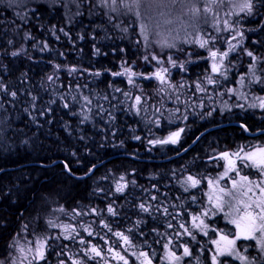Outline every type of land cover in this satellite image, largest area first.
<instances>
[{"label":"trees","instance_id":"obj_1","mask_svg":"<svg viewBox=\"0 0 264 264\" xmlns=\"http://www.w3.org/2000/svg\"><path fill=\"white\" fill-rule=\"evenodd\" d=\"M99 2L100 0L94 1L89 5L75 0H47L46 4L44 0H36V3L29 2L19 9L14 1L0 0V9L9 11L15 8L18 15L10 13L4 24L1 23L0 14V99H3L0 104V127L3 129L0 144L4 142L9 152L13 147L16 148L12 156L18 153L31 154L38 164L47 165V169L37 167L35 171L28 166L19 173H3V177L9 181L4 183L5 186L9 185V190L4 191V199L10 205L0 212V245L6 250L3 260L8 258L10 249L11 243L7 241L12 242L26 226L30 227L29 240L16 251V261L11 263L14 258L10 257L8 264H28L31 257L33 261L36 252L32 255V243L44 238L49 229H56V226L55 229L48 228L51 225L42 222L45 217L42 211L47 202L41 208L25 210L30 206L33 195L36 196L37 206L41 205L38 202L40 196L50 199L69 194L73 195V205L76 203L78 206L79 199L85 202L96 199L95 202L104 204L110 199L106 190L112 188L118 193L115 199L119 198L110 206L115 214L108 211L107 215L104 214L106 216L102 224L90 226L83 225L81 221L72 223V215H68L67 209L64 217L68 226L67 235L71 239H65V234L51 243V238H47L50 244L44 248L45 259H37V264H73L76 260L83 261L84 264H101L105 260L107 264H123L122 261L113 259V254L103 245V237L110 240L115 252L124 255L129 264H140V259L143 258L137 259V256L141 251L148 252L152 264H169V251H174L181 257L176 264H213V256H218L217 264H242L236 255L220 256L217 252V245L213 241L220 239L221 235L236 239L238 231L234 224L225 222L222 210L216 208V211L214 205L208 202L210 196L217 192L206 195L214 187L229 191L231 184L225 176L219 180L213 173H207L210 166H206L204 158L209 153L204 151L203 139L198 144V149L193 146L189 151L185 150L207 129L209 122L205 120V116L209 115L208 107L221 110L207 90L203 77L207 68L197 56L199 50L196 47L199 46L185 43L181 49L161 46L158 48L161 50L154 51V41L167 40L162 35L163 31L157 29L155 22L160 23L159 20H148L150 30L148 40L145 41L140 34L141 20L133 13H125V5L132 3L131 0H119L115 12L109 11L108 7H97ZM39 6L45 7L42 13L38 11ZM83 9L89 14H79ZM255 10L254 17H247L245 14L242 16L245 19L240 24L247 40H241L240 44L243 46L239 53L252 59L247 55L251 51L254 57L258 56L264 63V21L260 15L264 14V4L257 3ZM53 17L55 22L51 20ZM66 24H69L66 30L58 31L55 28ZM257 42L259 43L255 48L247 45ZM97 49L101 54H96ZM13 52L18 55L13 56ZM145 55L149 56L148 61L143 59ZM152 55H156L163 63L157 64L151 59ZM169 56L177 65L183 64L184 67H173ZM51 60L56 63H50ZM67 65L76 69L71 70L72 75L59 70ZM127 65L137 74L133 77L134 86L128 83L125 78L127 75H112L124 71V68H128ZM163 68L168 70L164 85L155 78H144L154 77ZM249 68L252 74L256 72L255 75H260L262 82H259V86L261 92L264 91V71H258L257 64L250 63ZM24 72L27 73L26 76ZM59 72L62 73L61 78H58ZM34 75L37 77L34 78ZM79 81L86 87L78 84ZM219 81L226 79L215 80L217 85ZM250 82L251 80L243 79V87ZM136 84L142 86L140 92ZM197 84L204 91L197 90ZM218 88L221 89L220 86ZM255 88H259L258 85L251 83V89ZM13 91L16 92L15 97L10 95ZM131 95L141 97L140 106L134 107ZM248 97L247 94L246 98ZM260 102L261 100L258 107ZM230 104L226 103L225 108ZM3 107L9 110L5 117L1 115ZM137 109H140L139 112ZM263 125L264 123H260L258 128L264 129ZM181 129L183 131L180 132L178 143H153L166 140ZM238 135L245 137V132L242 129H231L220 138ZM217 139L214 138L215 141ZM48 141L60 149L67 147L66 155L56 158L57 151ZM182 148L184 149L180 151ZM119 154L143 156L148 162L139 164L130 158L113 161L110 166L120 171L117 176L98 166V173L95 171L83 181L80 191L75 189L77 185L80 186V182L65 172L68 168L74 176L87 173L89 167L98 165L100 156L106 158ZM172 154L175 159H171ZM179 154L181 155L177 157ZM194 155L196 157L192 161ZM55 161L64 162L65 168L63 164L51 167ZM30 163L33 162L14 161L7 166L18 168ZM189 176L199 181L195 187L188 181ZM121 177L124 179L121 180ZM248 177L253 180L251 176ZM215 179L219 181L213 182ZM209 181H212L211 185ZM18 182H23L30 189L24 191L17 187ZM96 183H100L101 190L105 193L99 196L96 194ZM118 183L127 185L123 192L116 191ZM152 185L156 186L153 191L155 195L167 198L170 195L177 200L148 212L143 211L139 207L141 204L145 205L147 200V192L143 189ZM87 207L88 203L85 207H78L77 212L84 211ZM11 209L16 211L20 221L15 227L2 230L1 225L8 224ZM213 211L219 215L215 214L207 222L206 219ZM194 217L197 219L194 220ZM200 220L204 221V225H200ZM59 224L60 222H55V225ZM105 224L112 231L105 228ZM203 226L204 234L192 240L193 244L188 246V238ZM89 232L92 233L91 236ZM116 232L127 235L132 246L125 245L115 235ZM81 240L84 241L83 244L80 243ZM244 241L248 240L236 239L237 255L238 246L246 243ZM221 243L224 244L223 241ZM92 246L102 250V256L96 257V262L84 255ZM185 247L189 249L191 256L183 255ZM21 248L26 251L21 253Z\"/></svg>","mask_w":264,"mask_h":264},{"label":"snow or ice","instance_id":"obj_2","mask_svg":"<svg viewBox=\"0 0 264 264\" xmlns=\"http://www.w3.org/2000/svg\"><path fill=\"white\" fill-rule=\"evenodd\" d=\"M77 3H87L91 5L93 3V0H75ZM119 0H100L99 4H97V7H109L112 12L117 11V4ZM141 0H134V3L136 5H139ZM210 4L217 5L219 6V0H209ZM257 3L264 4V0H243L242 3L238 5H233L234 7L239 8V13L245 14L247 17H254L256 15L255 8L257 6ZM164 5L161 3V0H146V11L149 12V15L151 14V11L156 8L163 7ZM125 7H128V5H125ZM193 14L199 13L201 9L193 6L190 9ZM204 12L206 13H212L215 15L213 12V9L211 7H206L203 9ZM238 13V14H239ZM79 14L83 15L82 12ZM137 17H140V13H136ZM262 18H264V14H262ZM109 20H111V17H109ZM167 23H171V21H166ZM225 28L229 31L233 32V35L231 37L232 40L237 39V34L235 33L234 27L229 25V21L225 20L224 22ZM115 26V25H114ZM126 31V29H124ZM219 31V29H217ZM148 25L145 23L140 24V34L144 37V40H148ZM67 35V33H65ZM159 35V33H157ZM238 35L243 38L244 33L241 31L238 33ZM214 37L209 36L208 38L200 37L198 39L193 40L192 42L197 44L200 48H208V45L210 43V40H214ZM226 43L229 44V47L226 51L219 53V60L220 63L218 64L216 62L217 56H218V50L217 51H211V57L213 59V64H212V71L216 72L220 75H225L226 69L224 72H221V68L224 67L223 65V60L229 55L230 52L235 50L238 45L231 44V41H226ZM162 47H175L174 44H169L167 40H164L161 42ZM46 47V45H45ZM13 56L18 55L17 52L11 53ZM96 54L99 55L101 54L99 52V49H97ZM247 55L249 57H252L255 59L253 56V53L251 51L247 52ZM145 61L149 60V56L145 55L143 57ZM152 60H155L157 64H162V60H158L156 55L151 56ZM169 61H171L173 67H181L183 68V64L177 65V63L172 60L171 56L168 57ZM255 67V65H253ZM72 71H76V69H72ZM167 69L163 68L160 71L156 72L153 76H145V79L151 80L155 78L156 80L159 81L161 85H164L166 81V74H167ZM96 75H100L99 73H96ZM114 76H123L127 75L128 76V83L132 84L133 80L132 78L135 77L137 74L134 72L131 68H124V71L122 72H115L112 73ZM253 77H254V82L259 83L260 78L255 76V72H253ZM51 79V78H50ZM208 84H214L215 81L212 80L211 78L208 79ZM171 87V85H169ZM197 90L199 91H204L203 88L200 87L199 84L196 85ZM116 91H120V89H116ZM163 91V89H161ZM10 95L12 97L16 96V92H11ZM127 95V93L125 94ZM35 99V98H33ZM87 100V97L85 98ZM135 103L137 105L141 104V97L140 96H135L134 97ZM90 103V101H88ZM256 105H253L255 107ZM67 107V105H65ZM259 107L264 109V98H261V102L259 104ZM140 109H137L139 112ZM183 131L182 129L180 131L174 132L171 136L168 137V139L163 140V141H154L153 143H163V144H176L179 141L180 138V132ZM139 139V137H137ZM237 159L243 162V167H253L255 168L261 177H264V148L257 147L255 151H250L245 153L244 155H241L240 151H237L236 153L233 154ZM222 159L227 161V170L225 172V175H227L228 171L236 172L237 175H239L238 167H237V159H233L232 157L229 156L227 152L223 153ZM121 180L124 178L121 177ZM223 179V176L221 177ZM188 181L191 182V186L195 187L199 181L194 179L193 177L189 176ZM209 184H212V181H209ZM127 187L126 184H117L116 186V191L117 192H123L124 188ZM233 187L234 188H239V196L241 197H247V199H236V195L231 192H226L224 188H219L217 193L214 194L213 196H210V202L214 201V206L218 210H223V205L225 203L223 197L224 196H229L231 195L234 200H236L235 204H229V207L233 209V212L227 213V215L232 216V219L230 220V223L234 224L236 228L238 229L236 239H242V240H255L257 244L260 247L261 252H264V180H261L260 182H254L253 180L249 179L248 176H240L239 180L233 179ZM253 188L259 189V192L261 193L259 198L254 199L253 197L248 196V193L253 190ZM188 189L186 188L185 191ZM152 199H155V197H152ZM143 211L148 212L149 209L144 205L141 204L139 206ZM108 211L110 213L115 214L114 209L111 207L108 208ZM165 212H167V209H165ZM234 213V215H233ZM205 215H207V212H205ZM194 220L197 218H193ZM49 225L55 227L56 225L54 224L53 221H49ZM200 225H204V221L200 220ZM200 225H194L195 227H199ZM170 226V225H169ZM65 230V239H71L69 235H67L68 232V226L63 225L62 226ZM105 228H108V225H104ZM183 227V225H181ZM206 227V226H205ZM109 231H112L110 228H108ZM74 231V230H73ZM187 231V229H185ZM90 236L92 235L91 232L88 233ZM259 234V235H257ZM115 235L119 237L121 241L125 245H128L129 247L132 246V241L129 239L127 235H124L121 232H116ZM236 239H228L226 235H221L220 241H213L214 244L217 245V252L219 253L220 256H233L236 255L238 259H240L243 264H255V261L246 258V257H241L238 256L236 251H235V246H236ZM221 241L224 242L225 246L221 247ZM80 243H84L83 240L80 241ZM167 247V245H165ZM45 243L43 241L40 242L36 249V254L33 256V260L35 259H40L43 260L45 259ZM21 252L24 251L23 248L20 249ZM108 252L113 253V259H116L118 261H122L123 264H129V260L124 256L121 255L120 252H113V249L111 247L108 248ZM84 255L86 257H91V258H96V257H101L102 256V250L96 246H92L89 252H85ZM135 255V253H133ZM183 255L184 256H191V252L187 247L184 248L183 250ZM143 258V259H140ZM137 259H140V264H152V259L149 257L148 252L141 251L139 253V256H137ZM167 259L169 260V264H176L177 261L181 259V257L177 256L174 251H169L167 253ZM213 264H217V257L213 256L212 257ZM0 264H3L2 261H0ZM31 264V261L29 262ZM73 264H84L83 261H73ZM105 264H107V261L105 260Z\"/></svg>","mask_w":264,"mask_h":264},{"label":"bare ground","instance_id":"obj_3","mask_svg":"<svg viewBox=\"0 0 264 264\" xmlns=\"http://www.w3.org/2000/svg\"><path fill=\"white\" fill-rule=\"evenodd\" d=\"M3 1L7 2V0H3ZM10 1L12 2L13 0H10ZM68 1H71V0H64V2H68ZM59 8H61V7H59ZM42 9L45 10V7H43V6H39L38 7V11L40 13L43 12ZM81 12L83 13V15L89 14V12L86 9H83ZM10 13L17 15L15 8L10 9L9 11L0 9L1 23L5 24V21H6L7 18H9ZM259 13H260V10H259ZM260 15H262V13ZM17 17H18V15H17ZM240 19L244 20L245 18L241 17ZM51 20H53V22H55V17L51 18ZM55 28H57L58 31L66 30V29L69 28V24H66V25H64V26H62L60 28H58L56 26ZM186 41H188V43L193 44L191 39H188ZM258 43L259 42H257L256 44L251 43V44H247V45H251L250 48H252V47L255 48V46ZM184 44H185L184 42L181 43V44H177V45L174 44L175 47H172V48H176V49L180 48L181 49V48H183ZM242 46H243V44H242ZM262 46L264 47V41L262 42ZM197 56L199 57V60H202V62L204 61L205 54L203 52H198ZM255 59L258 62L256 69L258 71H264V63L261 62L260 58L258 56H256V55H255ZM207 62H208V60L206 61V63L205 62L203 63L205 68L207 66ZM50 63L54 64L56 62L54 60H51ZM46 64H47V62H46ZM59 70L60 71L64 70L65 73L71 74L72 68H71L70 65H67V66H65L64 69L60 68ZM61 74H62L61 72L58 73V78H61ZM26 75H27V73H25V76ZM33 77L36 78L37 76L34 75ZM236 77H232L230 80L235 83L237 79L239 80L240 78H242V75H241L240 71L238 72ZM78 84H81L84 88L86 87L84 84L81 83V81H79ZM259 84L260 83H258V87H260ZM262 86L264 87V82L262 83ZM263 95H264V93H263ZM1 103H3V99L2 98L0 99V104ZM253 105H256V104L247 103V104L240 105L238 103H231L230 106H228L226 108H223V109H221L219 111H217L215 108L208 107L207 111H208L209 115L205 116V120L210 122V126L211 127H210L209 131L206 134H202V135L199 136L201 139L204 140V147H205V145H210L211 143H213L214 142V138H218L217 140L219 142L221 141L222 144H223L221 146L220 152L229 153L231 150H234L236 148V144H237V142H238V140L240 138V135L235 136V137H224L222 139L220 138L221 135L226 134L229 131H231V129H233V126L231 124L232 118L229 116V114L227 112L229 110H231L235 114H238V113L239 114H248V115L253 116L254 118H260L262 116V114H264V113L259 111L260 108L257 105L255 107H253ZM8 112H9V110L3 107L2 110H1V115L3 117H5L8 114ZM2 134H3V129L0 127V135H2ZM211 136H212V138H211ZM199 137H197L193 141L194 143H197L196 148L199 147L198 144L202 141L201 139H199ZM7 142H9V140L6 141V143ZM48 144L51 147L56 149V151H57V157L56 158L60 159V158H63L66 155L65 154V150L68 149L67 147L64 146L65 149H60L56 145H53L52 142H49V141H48ZM84 145H85V143H84ZM15 151H16V148L13 147L11 149V151L9 152V149H8L7 145L4 142L2 144H0V212L4 211L5 207H9L10 206L7 202H5V199H4V196L6 197V195L4 194V191H8L9 190V185L5 186L4 183H7L9 181L3 177V173H10V172L19 173L21 171V169H25L28 166L33 167L35 169V171H36L37 167L42 168V169L43 168L47 169V165L45 166V165L38 164L39 162L37 160L33 159V156L31 154L18 153L16 156H12ZM179 156L180 155H177V157H179ZM170 157H171V159H175V156L173 154L170 155ZM195 157H196V155H194V158H193L192 161H194ZM127 158H130L131 160L133 159L134 161H136L139 164H146V162H148V160L145 157H143V156L133 157L132 155H127V154L112 155V156L106 157V158L104 156H100L98 158V160H97V164L99 166L98 168H100V167L104 168V169L108 170L109 173H112L113 175L117 176L120 173V171L117 170V169L112 168L110 166V164L113 161L127 159ZM14 161L16 163L17 162H23V161H25V162H33V163H30L29 165H22V166H20L18 168L17 167H9V166H7V165H9L10 163H12ZM58 164H63L64 168H65V163L62 162V161H55L50 166L54 167V166H56ZM3 166H5L6 168L3 167ZM183 166L184 165H181V167H183ZM96 168L97 167L95 165L91 166V167H89L87 173H81V174L77 175L76 177L73 176V178H75L78 182H80V186L77 185L75 187L76 190L80 191L82 189V187H83L82 182L85 181L86 179H88L92 175L91 173H95V171H96V173H98ZM65 172H66V174H68L69 176L72 177L73 174L70 172V170L68 168H66ZM102 180H106L107 181V179H102ZM95 186L97 187L96 194L98 193V196L101 193H105V191L101 190L100 183H96ZM17 187L23 189L24 191L25 190L28 191V189H30L23 182H18ZM155 188H156V186L152 185L151 187L149 186V187H146L145 189H143L144 192H147V200H146L145 206L149 210H153L155 208H160V207H162V206H164L166 204H171V203H173V202H175L177 200L176 197L170 196V195H169L168 198L167 197H162V196H159V195H155L154 192H153ZM219 188H222V187H214L209 192H207L206 195L209 196L212 192H217ZM33 190H35V188ZM106 193H107V195H110V199L108 200V202H106L104 204H99V203L95 202L94 200H96V199H94V200L93 199L92 200L89 199L88 202H85L82 199H79V201H80L79 203L80 204L78 206L76 205V203L73 205V203L71 202V201L74 200V198H72L73 197L72 194H69V196L68 195L67 196H64V195L63 196H58L57 198L52 197L50 199H47V197L44 196V195L40 196L38 198V202H41V205H39V206L35 205V204H37V202L35 200L36 196L33 195V199L31 200L30 206H28V208H26L25 210H28V209L32 210L34 208H36V209L41 208L47 202V205H49V206L47 208V205H46V208H44L42 213L44 215H48L50 210H51V208L55 207L56 204H57V206L59 208V213H58L57 218H59V217L64 218V213L67 212L66 211L67 209H69V212H68L69 214L68 215H72V216L75 215V217L77 219H79L83 225L86 224V225H90V226H96V225L102 224L104 222V218H105V216L108 213L107 208L110 207L111 205H113L119 199V198L115 199V196H118V193H116L112 188L106 190ZM152 197H155V199H152ZM53 203H55V204H53ZM86 203H88V207L84 211L78 210V212H77V208L78 207H85ZM125 203H126V201H125ZM11 212H12V214L10 215V218L8 219V224H6V225L2 224L1 225V229L2 230L11 229L12 227H15L19 223L20 220L17 217L16 211H14V209H11ZM104 214H106V215H104ZM215 214L219 215L218 212L213 211V212H211L209 217L206 219V221L210 222L212 216H214ZM55 222H54V224H55ZM58 222H60V224L56 225V229L55 230L49 229L47 231V233L45 234L44 240H43V242L45 243V246H47V238H51L50 240H51V243H52V242L56 241L57 239H60L59 236H63V235L66 234L64 228L62 227L63 225H66L65 221H58ZM203 229H204V226L199 228V229H197L194 232V234L191 237L188 238V240L186 241V244L189 243L188 246H191L193 244L192 240H195V239H197L198 237H200V236H202L204 234ZM102 230H104V228ZM102 241H103V245L107 249L109 247H111L113 249V252H115V247L111 244L110 240H108L107 238L103 237ZM7 243H11V241L8 240ZM48 244H50V243H48ZM5 251L6 250H4V248H2V246L0 245V261H2V262L4 261L3 258L5 257V253H4ZM25 251L26 250H24L23 252H25ZM237 252H238V256L249 258V259L255 261V263H259V262L263 261V259H264L263 258L264 252H261L260 247H259V245L257 244V242L255 240L251 241V242H246V243L240 244L238 246ZM92 261L96 262L97 259L96 258H94V259L92 258ZM96 264H99V263L96 262ZM101 264H105V262L103 261V263H101Z\"/></svg>","mask_w":264,"mask_h":264},{"label":"rangeland","instance_id":"obj_4","mask_svg":"<svg viewBox=\"0 0 264 264\" xmlns=\"http://www.w3.org/2000/svg\"><path fill=\"white\" fill-rule=\"evenodd\" d=\"M13 1L17 4L19 9L29 2H32V4L36 3V0L35 1L34 0H13ZM44 1L47 4V0H44ZM94 1L97 2L99 0H93V2ZM131 2L132 3L130 4L129 3L126 4L128 5V7L125 13L127 15H131L133 13L136 16V13L139 12L140 17L138 18L141 20V23L144 22L145 24H148V20L151 18H155L159 20L160 23L155 22V24H157V29H159L160 31H163L162 35L167 38V42L169 44L177 45L183 42L188 43V41L186 40L191 39L193 41L200 37L208 38L209 36H211L215 38L214 40H210L208 48L196 47L199 50V52H203L205 54V58L202 64L204 62L206 63V61L208 60L207 66H206L207 69L205 71V74L203 75L205 82H206L207 90H209L210 87L216 84V82L214 84H208L207 81L209 78H211L214 81L219 80L221 78L231 79L233 76L236 77L239 71L242 75V78H240L239 80L237 79L235 83L230 80L229 83L231 84V87H224L216 92H212V90H210L212 94L211 98L215 99V101L218 103L217 107L219 109L225 108V104L226 103L229 104L231 102V97L228 95L230 91L232 95L237 99L250 100L249 98H253L254 102H259L261 98H264L263 97L264 92L263 91L261 92L260 87L255 88L254 90L251 89V83L254 82V77L252 75V70L249 68V64L250 63L257 64L258 63L257 60L253 58L247 59L244 56H242V53H239V50H241L242 48V44L236 43L235 42L236 39L235 40L231 39L233 32L227 30L223 23L225 20L229 21V25L234 27L235 29V33L237 34V39L240 41L242 40V38L238 35V33L242 31V27L240 24L242 20L237 19V18L242 17L244 14L239 13V8L234 7L233 5H238L242 3L243 0H219V6L210 4L209 0H161V3L164 6L153 9L150 15H149V12L146 11V0H141L139 5H136L134 3V0H131ZM193 6L201 9V11L199 13L193 14V12L190 11V9ZM206 7H211L215 15H213L212 13L204 12L203 9ZM108 10L111 11L109 7H108ZM19 13L21 14L20 11ZM166 21H171V23H167ZM217 29H219V31ZM149 30L150 29L148 27V32ZM148 32H147V35L149 34ZM229 40L231 41V44L238 45V47L235 50H233L231 56L223 60L224 67L221 68V72H224L225 69L227 71L225 75H220L212 71L213 59L211 57L210 50L212 51L218 50V53H222L226 51L229 47V44L226 43V41H229ZM161 42L162 41L160 39L159 41H154L152 43L153 46H155V48H153L154 51L161 50V49H158V48H161ZM256 46H258V44ZM216 62L218 64L220 63L219 56L217 57ZM127 67L130 68L129 65H127ZM244 69L245 71H243ZM255 76L260 78V75L258 74H256ZM125 78L128 79V76H125ZM243 79L251 80V82L245 84V86L243 87V84H242ZM132 80H133L132 85L134 86L135 84L134 78H132ZM136 86L138 87L137 90L140 92L142 90V86L140 84H136ZM133 92L138 93L136 91H133ZM247 94L249 95L248 98H246ZM134 97L135 95H131V99L133 100V103L135 104L134 107L140 106V104L137 105L135 103ZM244 149H245V152H242L241 155H244L245 153L250 152V151H254L253 147L246 146V145L244 146ZM247 149L249 151H246ZM239 161L240 160L237 159V163H239ZM209 168H210L209 169L210 172L213 173L216 178H219V180H221V177L225 176L227 182H229V184H231L232 186H233L232 177H235V176L240 177L241 175L244 174V173H239V175H237V173H231L232 171H228L230 173H227V175H225V173H217L219 169H223L226 172L227 170L226 160H224L222 163H215L213 165L211 164ZM219 180L215 179V181L213 182H218ZM248 196L253 197V198L255 197L253 192L248 194ZM230 212H233V210H230ZM58 213H59V208L56 206L52 207L49 214L45 215V217L42 219V222L45 225H49L50 220L53 222L65 221V217L57 218ZM71 222L74 224H77L78 222H80V220L77 219L75 215H73L71 217ZM234 227L238 231L236 226ZM48 228H54V227L51 226ZM29 229L30 227L26 226L24 230L21 233L17 234L12 240L10 244L9 253L7 255L8 258L10 257L14 258V261H12L11 263L16 261V251L19 250V247H24V243L29 240V234H28ZM43 240L44 238H41L40 240L35 241V244L32 243V248H34V250L32 251V255L34 252H36L38 245ZM216 241H220V239H216ZM244 242H250V240L244 241ZM47 246H48V242H47ZM221 246L223 247L225 245L221 243ZM8 258L4 259L3 264H8V261H9ZM31 258L29 262L31 261ZM38 262L39 260L35 259L31 261V264H37ZM240 262L243 264L241 260ZM261 262L262 263H255V264H264V259Z\"/></svg>","mask_w":264,"mask_h":264},{"label":"flooded vegetation","instance_id":"obj_5","mask_svg":"<svg viewBox=\"0 0 264 264\" xmlns=\"http://www.w3.org/2000/svg\"><path fill=\"white\" fill-rule=\"evenodd\" d=\"M243 38L247 40L246 37L243 36ZM225 59H227V57ZM239 115H240L239 118L238 117H231L232 118L231 124L233 126V129H242V131H244V129L242 127L245 126L250 134L260 132V130L264 131V129L258 128V125L260 123L261 124L264 123V114H262V116L260 118H254L253 116L248 115V114H245V115L239 114ZM244 123H247V125H245ZM247 126H249L250 128H248ZM210 127L211 126H210V122H209L207 131H209ZM249 129H251V131ZM211 138H212V136H211ZM196 145L197 144H195L194 147H196ZM222 145H223L222 142L221 141L219 142L218 140H216V141L214 140V142L211 143L210 145H205L204 151L206 153L212 154L211 156L204 158V162H205L206 166H208L212 162H214L213 164H215V163H222L224 161V159L221 158L223 155V152H220ZM245 145L250 146V147L254 146V151L256 150L257 147L264 148V135H260V136L245 135V137L240 136V138L236 144V148L234 150H231L228 153L229 156L232 157L233 159H237L233 154L236 153L237 151H240L241 153L244 152L245 151V149H244ZM198 148L199 147H197V149ZM210 159H212V160H210ZM242 165H243V162H241V161H239V163H237L239 173H244V174L252 173V176L253 177L255 176L254 182H260L261 180H264V177H261L259 175V172L255 168L252 167V169H248V167L246 168V167H243ZM207 173H209V170H207ZM217 173H225V171L224 170H218ZM228 173H230V172H228ZM231 173H236V172H231ZM255 189L258 193H260L259 189H257V188H255ZM239 199H244V197H240ZM224 201L226 202V201H228V199L224 198ZM223 218L225 221L228 220V218H226L224 216H223Z\"/></svg>","mask_w":264,"mask_h":264},{"label":"water","instance_id":"obj_6","mask_svg":"<svg viewBox=\"0 0 264 264\" xmlns=\"http://www.w3.org/2000/svg\"><path fill=\"white\" fill-rule=\"evenodd\" d=\"M96 167H98V165Z\"/></svg>","mask_w":264,"mask_h":264}]
</instances>
